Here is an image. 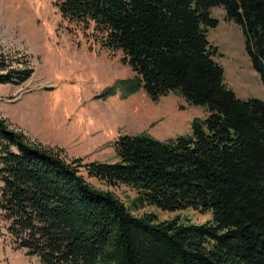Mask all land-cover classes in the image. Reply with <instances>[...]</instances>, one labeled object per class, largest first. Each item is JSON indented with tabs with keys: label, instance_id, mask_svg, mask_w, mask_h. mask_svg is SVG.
<instances>
[{
	"label": "trees",
	"instance_id": "trees-1",
	"mask_svg": "<svg viewBox=\"0 0 264 264\" xmlns=\"http://www.w3.org/2000/svg\"><path fill=\"white\" fill-rule=\"evenodd\" d=\"M61 19L92 27L100 47L135 73L121 96L152 100L175 90L205 107L169 140L119 134L115 161L69 158L30 140L0 116V221L38 264H264V100L240 99L224 81L207 28L224 18L243 30L264 86V0H55ZM32 69L0 61V83ZM85 172V175L81 171ZM136 190L133 208L211 213L202 223L134 215L111 190Z\"/></svg>",
	"mask_w": 264,
	"mask_h": 264
},
{
	"label": "rangeland",
	"instance_id": "rangeland-1",
	"mask_svg": "<svg viewBox=\"0 0 264 264\" xmlns=\"http://www.w3.org/2000/svg\"><path fill=\"white\" fill-rule=\"evenodd\" d=\"M54 1L0 0V61L32 69L23 82L0 83V116L11 128L52 148H61L53 144L56 137L70 141L61 148L67 159L107 162L116 160L112 145L119 134L147 132L165 141L189 133L191 119L206 115L205 107L187 104L175 90L155 101L143 88L121 96L119 80L135 75L120 60L121 52L102 49L92 27L62 20ZM210 16L218 22L207 28V37L218 48L215 60L224 69V81L242 100H264L243 30L224 18L220 6ZM88 181L111 190L134 215L153 213L159 221L178 218L197 224L211 220V213L190 207L173 212L150 205L134 209L135 189ZM0 264H38L37 256L15 247L1 221Z\"/></svg>",
	"mask_w": 264,
	"mask_h": 264
},
{
	"label": "crops",
	"instance_id": "crops-1",
	"mask_svg": "<svg viewBox=\"0 0 264 264\" xmlns=\"http://www.w3.org/2000/svg\"><path fill=\"white\" fill-rule=\"evenodd\" d=\"M76 139H78V138H76ZM76 139H73V143L76 141ZM55 146L57 145V146H59V147H61V148H67V147H69V145H70V141H65L64 139H61L60 140V138L58 139L57 137H56V142L55 143H53ZM76 158H79V157H76Z\"/></svg>",
	"mask_w": 264,
	"mask_h": 264
}]
</instances>
